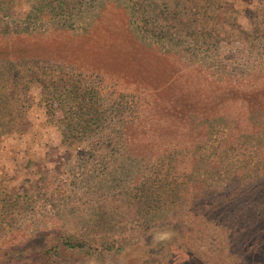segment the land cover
<instances>
[{"label":"rangeland","instance_id":"obj_1","mask_svg":"<svg viewBox=\"0 0 264 264\" xmlns=\"http://www.w3.org/2000/svg\"><path fill=\"white\" fill-rule=\"evenodd\" d=\"M44 1L0 0V52L6 54L0 58V249L8 250L32 239L35 243L45 238L60 242L63 237L97 246L121 244L123 248L63 251L58 258L36 255L23 261H10L1 254L0 264H171L169 256L164 261L162 255H151L146 248L149 240L141 239L149 223L157 224L156 242L182 234L207 263L212 264L213 253L226 258L227 250L223 252L215 238L222 241L228 228L225 222L211 223L214 215L205 200L209 187L206 181L217 191L224 188V183L230 184V177L242 176L239 190L244 200L238 204L240 213L248 216L253 209L264 211V178L261 186L255 187L252 171L240 168L243 161L232 160L229 175L226 171L213 174L200 163L184 169L175 160L167 163V158L152 156L145 160L142 148L127 149V142L118 136L109 138L108 134L86 130L77 133L74 127L87 124L75 119L74 101L52 96L54 90L63 88L49 85L45 89L29 77L32 72L50 69L52 73H70L66 74L69 86L64 91L71 98L80 88L70 87L87 82L83 73L90 72L87 70L92 62H99L105 69L111 65L109 73L115 77L111 80L119 87L123 86L121 80L128 79L123 87L126 97L132 92L145 93L138 80L154 81L162 88L161 95L171 96L178 92V84L199 91L201 76L195 74V66L202 69L206 79L217 80L213 63L218 52L238 50L242 53L236 67L245 73L263 72L264 0H226L227 10L217 18L219 36L212 44L211 39L204 44L193 43L184 36L183 23L178 20L174 22L177 26L169 28L172 40L140 31V20L130 17L127 0H73L81 1L76 7L79 10L63 13L34 5H43ZM102 3L107 5L97 20ZM198 9L205 19L209 10L206 0H195L193 12L197 15ZM145 104L141 100L137 105L144 108ZM102 108L105 120L98 127L116 132L109 128L115 125L110 123L114 110L107 104ZM162 109L159 111L163 114ZM259 120L264 132V111ZM213 129L216 127L211 123L205 127ZM263 132L258 134L262 144ZM210 133L211 138L221 135ZM152 181L162 191L159 202L141 190L146 184L152 186ZM215 193L220 192H214V198L221 200ZM225 198L228 205H233L236 196L233 193ZM183 206L181 221L172 219Z\"/></svg>","mask_w":264,"mask_h":264},{"label":"trees","instance_id":"obj_2","mask_svg":"<svg viewBox=\"0 0 264 264\" xmlns=\"http://www.w3.org/2000/svg\"><path fill=\"white\" fill-rule=\"evenodd\" d=\"M127 1L131 9L130 17L135 18L134 16H136V19L140 20V31L151 32L153 35L172 40V37H168L169 28L177 26L174 22L178 20L183 23L184 36L196 44H200V42L204 44L210 39L211 44L215 43L216 37L219 36V28H221L217 18L227 10L226 0H206L209 10L204 15L205 19H202L199 14L200 9H198V15L193 12L195 0ZM80 2L47 0L43 2V5L37 2L34 5L44 8L50 7L54 12L63 13L65 10H79L76 7L77 3ZM123 2L125 3L124 0ZM106 5L102 3L100 9H97L95 17L97 20L101 18L102 10ZM88 6L93 7L94 5L88 3ZM184 13L185 15L182 16L181 14ZM54 29L59 28L54 27ZM241 53L242 50L227 53L218 52L213 63L214 71L218 73L217 80L206 79L202 69L195 66V74L201 76L198 80L199 91L190 90L189 87L178 84L175 88L179 93L172 92L174 95L171 96L161 95L160 90L162 88L154 81L151 83L147 80H138V86L143 84L142 92H149L150 96L144 97L145 93L138 91L132 92L129 97H126L124 92L127 89L123 87L129 83L128 79L121 80L123 86L119 87L117 81L111 80V78H115L111 75L112 73H109L112 71L109 69L111 65H107V69H105L103 63L92 61L90 62L95 67L93 65H91L93 69L88 67L87 71L90 72L83 73L81 71L78 74L82 75L83 73L85 79H88L87 82L80 85L75 83L70 87L80 88L79 91H75V94L70 95L71 98L64 91L65 87L69 86L67 85L66 74L69 75L70 73H52L53 70L51 69L42 70L41 73L32 72L29 79L41 82L45 89L49 85L53 88H59V86L63 88L59 92L54 90L52 96L61 97L64 101L70 99L74 101L72 106L75 108L73 111L76 112L75 119L82 124H87L74 127L73 130L77 133H83L86 130L85 133L93 131L95 133L100 132L101 135L108 134L109 138L118 136L119 139L127 142V149L142 148L141 156L145 160H151L152 156L158 159L167 158V163L175 160L184 169L191 164L200 163L206 166L204 170L212 171L213 174L226 171V175H229L232 170L230 169V162L232 160L243 161L246 166L242 164L240 168L244 171L249 168L252 171V177L255 178L252 184L257 187L264 178V144L258 141V134L263 132L259 118L264 111V70L263 72L254 70L253 73H245L240 70L236 67L238 66L236 60ZM3 56L6 54L0 52V58ZM84 68L85 66H82V69ZM185 68L187 69L186 66ZM203 70L205 71L204 68ZM108 73L109 75H105ZM78 75L71 74L74 78ZM105 76L110 80H107ZM186 94L196 95V98L189 100L183 96ZM141 100H145L144 108H139L137 105ZM104 104L110 105L114 110L113 116L110 117L112 120L110 123H115V125L109 127L113 131L117 130L114 133H110L105 127H98L99 124L103 125L102 122L105 120L102 108ZM162 107L163 114L159 111ZM174 121L177 122V125ZM209 123L213 124L216 129L213 131L205 130ZM250 127L253 128V131L247 130ZM210 132H214V135L221 132V135L211 138L212 133ZM232 173L235 175L236 172L232 171ZM152 182V186L146 184L141 190H145L148 197L152 196V201L159 202L162 191L156 181ZM243 182L242 176L230 177V184L224 183V188L221 187L217 190L220 193H215V195L219 194L218 196L222 197L218 201L214 198V192L217 191H214L215 188H211L210 183L206 181L209 187L207 188L208 192L204 188L206 196H208L205 200L209 210L212 211L211 215H214L211 223L224 224L225 222L228 228V232L222 241L218 237L215 238L218 240V246L221 250L223 252L227 250L228 254L224 258L223 256H215L213 253V261H209L212 264H264V214H262L264 211L259 212L258 209H253L252 214L248 216L240 213L241 206H239L238 201L244 200V193L239 190V187ZM203 186L206 187L205 184ZM233 187H236V190H233ZM252 191L256 190L253 189ZM233 193L236 196L235 202L233 205H228L229 203L225 202L227 200L225 197ZM166 195L168 196V194ZM262 197L264 198V195ZM259 204V208L263 207ZM175 209L177 207L171 213L173 216ZM178 209H181L179 214L172 219L180 222V216H183L185 208L183 206ZM218 210L221 212L217 214ZM242 219H244L243 222H238ZM156 225L149 223L145 227L144 238H141L149 240L146 248H149L151 255H162L164 261L168 260L169 256L171 264H209L196 249L183 239L182 234H176L167 240L154 241ZM141 239L137 242L139 243ZM121 248H123L121 244L117 247L108 244L97 246L71 237H63L60 242L45 238L40 243H35V240L32 239V241L8 250L0 249V255H5L10 261H23L36 255L42 258L45 255H54L58 258L59 255L65 253L63 251L76 253L90 249L101 252L103 250L116 251Z\"/></svg>","mask_w":264,"mask_h":264}]
</instances>
